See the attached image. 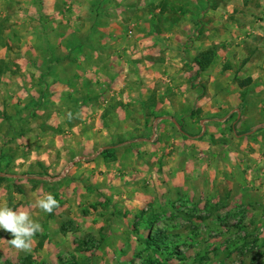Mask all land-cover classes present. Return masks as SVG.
<instances>
[{"label":"rangeland","instance_id":"1","mask_svg":"<svg viewBox=\"0 0 264 264\" xmlns=\"http://www.w3.org/2000/svg\"><path fill=\"white\" fill-rule=\"evenodd\" d=\"M258 69L264 0H0V206L41 226L0 264H264Z\"/></svg>","mask_w":264,"mask_h":264},{"label":"clouds","instance_id":"2","mask_svg":"<svg viewBox=\"0 0 264 264\" xmlns=\"http://www.w3.org/2000/svg\"><path fill=\"white\" fill-rule=\"evenodd\" d=\"M35 206L42 212L51 214L58 206V201L52 193L37 195ZM40 224L28 211L0 206V231L7 232L10 243L17 250L28 251L32 238L40 232Z\"/></svg>","mask_w":264,"mask_h":264},{"label":"crops","instance_id":"3","mask_svg":"<svg viewBox=\"0 0 264 264\" xmlns=\"http://www.w3.org/2000/svg\"><path fill=\"white\" fill-rule=\"evenodd\" d=\"M258 70H260V72H257V70H254V74H251L250 73V75H251V77H252V82L253 83H261L263 86H264V71L263 70H261V69H258ZM250 72H251V69H250ZM257 77L256 79L254 78V77ZM258 83V84H259ZM260 84V85H261ZM236 87V86H235ZM260 89H262V87L260 88ZM233 92V91H232ZM238 92H239V94H238V97L237 96H235V98H233V96H231L232 98H231V101L229 102V103H232V104H236V105H243V113H246V114H248L249 113V110L247 109L246 111H245V106H247V105H251L252 104V101H253V99H255L256 100V103H258V107H261L262 109H263V107H264V95L263 94H261L260 95V93L259 92H256L255 94H249V93H247V87L246 86H241L239 89H238ZM237 93V92H236ZM259 93V94H258ZM191 100L189 101V109H190V112H189V114H188V116H184L185 114H180V112H174V110H173V112L175 113H172V114H170L171 116H164V117H162V119H165V121H166V127H168L167 129H169V128H171V129H175V131L176 130H180L181 129V126H182V124L181 123H179V122H177L178 120H179V117L181 116L182 118L184 117V119L186 120L185 122V124H186V127H187V130H188V132L191 134H187V136H188V138H190V139H192L193 140V142L195 143V144H198V142L200 143V141L201 140H199V137H200V135L202 134L203 136H205L206 135V133H205V127H204V131L202 132V133H199V126H198V124H194L193 123V121H194V119L196 120L197 118L196 117H192L191 116V114H193V111L195 110V105H198V103H199V101H200V97H196V98H194V96H193V98H190ZM235 99V100H234ZM235 101H236V103H235ZM202 105H203V102H202ZM190 106H191V108H190ZM178 111V110H177ZM253 116H254V114L250 117V119L249 118H244L243 120H244V122L243 123H247L248 122V124H249V126H251L252 125V122L253 121H255V120H257V119H253ZM226 117H228V116H226ZM225 117V119L227 120V118ZM198 120V119H197ZM169 121V122H168ZM173 122V123H172ZM225 121L223 120L221 123H224ZM264 122V121H263ZM168 123H170V126H168L169 124ZM172 124V125H171ZM243 125V124H242ZM246 125V124H245ZM246 126H248V125H246ZM196 127V128H195ZM194 129L195 130H197L198 132H193L194 131ZM255 129L256 128H252V129H249L248 131H245V132H243V133H245V135H249V134H251V133H253L254 131H255ZM228 132H229V130H226V132L224 131V132H219L218 134L219 135H224L225 133H227L228 134ZM115 133H118L117 131H115ZM242 133V134H243ZM242 134H240L239 132H236L235 133V135H242ZM249 137V136H248ZM202 138V137H201ZM190 142H188V144H189ZM114 146H116L115 144H113L112 145V147H114ZM259 200H261V199H259ZM24 264V263H23Z\"/></svg>","mask_w":264,"mask_h":264},{"label":"trees","instance_id":"4","mask_svg":"<svg viewBox=\"0 0 264 264\" xmlns=\"http://www.w3.org/2000/svg\"><path fill=\"white\" fill-rule=\"evenodd\" d=\"M211 51L210 50H207L206 53L202 54L203 58L200 59L199 57L196 58L197 62H198V65L201 67V68H205L208 64H210L211 62V57L208 56V58H206V56L210 53ZM160 238H163V234L161 235H155L153 236L152 238L148 237L147 240H148V245L150 246V248L156 250H160V251H168L170 250V247L169 246H166V249H162L158 244H155V241H159L158 239Z\"/></svg>","mask_w":264,"mask_h":264}]
</instances>
